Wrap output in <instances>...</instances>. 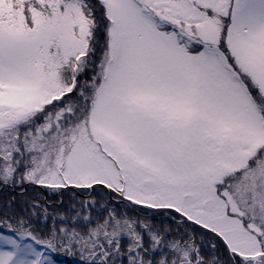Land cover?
<instances>
[{"label": "snow or ice", "instance_id": "6c2138e0", "mask_svg": "<svg viewBox=\"0 0 264 264\" xmlns=\"http://www.w3.org/2000/svg\"><path fill=\"white\" fill-rule=\"evenodd\" d=\"M0 264H264V0H0Z\"/></svg>", "mask_w": 264, "mask_h": 264}]
</instances>
